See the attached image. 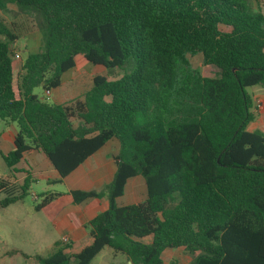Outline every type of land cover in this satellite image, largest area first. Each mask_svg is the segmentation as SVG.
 I'll use <instances>...</instances> for the list:
<instances>
[{
    "label": "trees",
    "instance_id": "obj_1",
    "mask_svg": "<svg viewBox=\"0 0 264 264\" xmlns=\"http://www.w3.org/2000/svg\"><path fill=\"white\" fill-rule=\"evenodd\" d=\"M252 2L254 10L247 0H0V12L33 13L43 42L14 68L20 37L0 17V121L17 126L12 149L0 152L10 172L0 175V211L29 195V176L14 183L25 156L43 154L62 180L108 141L119 144L102 192L67 193L75 204L108 202L87 224L88 242L7 257L91 264L107 247L129 264H162L166 250L182 249L190 264H264V134L247 130L246 92L264 86V0ZM197 55L213 77L189 67ZM89 65L126 69L93 76L63 104L33 94ZM135 177L144 199L119 204ZM63 196L40 194L34 210Z\"/></svg>",
    "mask_w": 264,
    "mask_h": 264
},
{
    "label": "crops",
    "instance_id": "obj_2",
    "mask_svg": "<svg viewBox=\"0 0 264 264\" xmlns=\"http://www.w3.org/2000/svg\"><path fill=\"white\" fill-rule=\"evenodd\" d=\"M72 72L76 71L73 70ZM64 75L61 86L50 91L53 96V103L63 104L67 102L64 101L61 94L62 87L68 77ZM248 95L251 97L250 113L253 115V120L248 124L247 130L264 134V86L252 87L251 94ZM15 133L11 131L0 135L1 153L6 154L12 149ZM118 152L119 144L110 140L62 180L43 154L36 152L25 156L15 167L17 170L15 185H22L27 176L31 178L33 183L43 179L46 182L48 192H59L64 196L44 211H35L34 206L38 203L37 196L39 194L29 191L30 203L26 201V197L0 211V264H15L20 259L31 264L32 259H24L19 254L7 257L5 253L9 250H18L26 255L34 256L40 255L35 253L36 250H43L42 252L51 255L57 247L65 245L61 243L62 238H67V244L75 249L83 247L90 236L87 224L98 213L107 210L108 202L105 197H100L75 204L67 193L75 190L102 192L112 181L116 170L114 157L117 156ZM8 175L10 172L7 168L6 176ZM135 178L127 180L123 196L118 199V202L122 199L125 200L123 202H130L136 200L138 195L143 196L145 190L141 182ZM57 187H63L65 191H58L55 189ZM32 195L36 196V200H33ZM110 253L108 256L120 260V264H129L124 256L115 254L112 250Z\"/></svg>",
    "mask_w": 264,
    "mask_h": 264
},
{
    "label": "rangeland",
    "instance_id": "obj_3",
    "mask_svg": "<svg viewBox=\"0 0 264 264\" xmlns=\"http://www.w3.org/2000/svg\"><path fill=\"white\" fill-rule=\"evenodd\" d=\"M252 7V9H255L254 3L252 0H247ZM0 17L4 21V23L8 26V28H11L14 31V34L19 35V39L15 41L12 48L14 53H18L20 59L13 61L14 62V68L18 69L20 68L21 64L25 61L27 56L31 53L40 51L42 49V35L39 31L38 27V21L36 16L29 12V11H22L14 6H9L6 11L0 12ZM0 39H2L0 37ZM189 67L196 70L201 74L203 77H213V71L209 69V67L204 66L202 63V59L200 55L194 56V57H187ZM126 69V68H124ZM123 69V70H124ZM123 70L115 69L112 72L108 73L105 71L103 67L95 66L92 67L89 65L86 67V69L78 72H72L66 73L64 76H68L66 79L65 84L62 87V98L64 101H69L72 98L79 97L84 91H86L90 84L91 79L95 75H105L109 79H116L120 77L123 73ZM68 74V75H67ZM247 94H251V88L246 89ZM33 94L40 100H46L49 103H53V96L45 95V91L42 87H38L34 89ZM17 132V126L14 123L6 124L2 121H0V135L6 134L9 132ZM0 175L6 176L7 175V167L5 166L3 160L0 156ZM135 180L141 182V185L143 189L145 190L144 186V180L141 177L135 178ZM46 182L43 179H40L37 183L31 184V190L30 192H35L37 194H44L48 192L46 188ZM140 185V184H139ZM58 189V191H65L62 188H55ZM139 186V191H140ZM12 193H16V190L11 191ZM145 194V191H144ZM141 196H137L138 198L136 200L130 201V202H123L125 200H121L118 203L123 205L134 204L142 201L144 199ZM6 193H0V199L5 197ZM30 195V194H29ZM29 195L26 198V201L30 203ZM127 200V198H125ZM40 255H49L46 252H42L43 250H36ZM41 251V252H39ZM111 250L108 248H104L103 251L97 255L91 264H120V260L115 258H110L108 256ZM192 261V257L184 252L182 249H174V250H166L163 253L162 257V264H190ZM15 264H30L29 262H24L20 259V261H17ZM33 264V262H31Z\"/></svg>",
    "mask_w": 264,
    "mask_h": 264
},
{
    "label": "built area",
    "instance_id": "obj_4",
    "mask_svg": "<svg viewBox=\"0 0 264 264\" xmlns=\"http://www.w3.org/2000/svg\"><path fill=\"white\" fill-rule=\"evenodd\" d=\"M20 59V57H19V55H18V53H14L13 54V60L14 61H16V60H19ZM45 95H50V90L48 91V90H46L45 91ZM32 198H33V200H36V196L35 195H32ZM61 243L62 244H67L68 243V239L67 238H62L61 239Z\"/></svg>",
    "mask_w": 264,
    "mask_h": 264
}]
</instances>
